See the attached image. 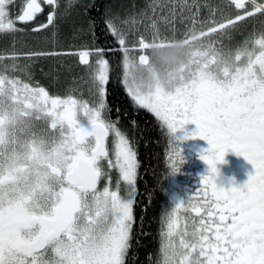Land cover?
Returning a JSON list of instances; mask_svg holds the SVG:
<instances>
[{
    "label": "snow or ice",
    "instance_id": "1",
    "mask_svg": "<svg viewBox=\"0 0 264 264\" xmlns=\"http://www.w3.org/2000/svg\"><path fill=\"white\" fill-rule=\"evenodd\" d=\"M14 6L15 0H0V35L23 33L19 25L34 23L45 6L46 19L34 32L58 28L66 15L61 0H23L13 14ZM148 8L151 16L147 10L136 15L150 36L130 41L132 29L115 18L104 21L122 53L121 83L134 107L148 110L166 131L171 175L184 160L176 140L200 137L208 144L199 153L207 170L198 186L170 197L155 264H264V30L235 47L213 39L219 34L230 41L240 22L264 17V0H227L206 18L188 0L169 4L159 21L155 5ZM136 15L120 23L135 28ZM177 40L193 47L175 84L156 77L157 83L142 87L130 79L135 65L150 64L154 46L171 47ZM68 54L85 67L97 57L93 99L79 89L50 94L33 81L31 65L21 63L61 53L14 46L0 51V264H126L138 153L110 117V62L103 49L86 45ZM188 123L194 131L174 136ZM229 149L254 169L242 186L216 183L217 164ZM113 169L119 173L115 187L100 188Z\"/></svg>",
    "mask_w": 264,
    "mask_h": 264
},
{
    "label": "trees",
    "instance_id": "2",
    "mask_svg": "<svg viewBox=\"0 0 264 264\" xmlns=\"http://www.w3.org/2000/svg\"><path fill=\"white\" fill-rule=\"evenodd\" d=\"M176 2L178 0H61V4L65 6L61 7L60 11L66 15L60 20L55 32L58 43H70L68 50H76L86 45L100 48L103 49L104 58L110 62V81L106 85V103L111 106L109 114L111 119L117 122L118 127L131 138L138 153L137 192L134 201L135 222L127 264H155L158 242L161 239L162 218L170 207L168 197V180L171 173V160L168 158L170 147L164 141L156 118L148 110L134 107L121 83L122 53L104 21L106 18H115L117 24L127 31L132 29L133 25L131 23L122 25L120 22L142 10H147L148 15L151 16L152 11L148 8L150 3L155 5V18L159 21L160 16L168 14V5ZM226 2L227 0H188L190 5L195 3L200 6L202 18H206L212 9L219 8ZM136 19L140 22L133 28L136 33L132 35L130 32L128 36L130 41H133V38L135 40L141 33L150 36V31L145 32V21L139 15H136ZM176 23L183 29V25H179V18ZM160 27L164 28L163 23ZM261 30H264V17L257 15L240 22L233 31L230 41L226 36L219 34L213 39L222 40L224 44L235 47L253 31L259 34ZM5 45L7 44L0 39V51L7 49ZM60 58L64 59L62 64ZM96 58L92 57V64ZM21 63L30 64L31 74H39L43 80L55 76L53 83L58 88L63 87L66 81L72 84V80H78L93 69V67L82 66L77 56L68 53L40 57L34 61L24 60ZM117 117H119L118 120Z\"/></svg>",
    "mask_w": 264,
    "mask_h": 264
},
{
    "label": "flooded vegetation",
    "instance_id": "3",
    "mask_svg": "<svg viewBox=\"0 0 264 264\" xmlns=\"http://www.w3.org/2000/svg\"><path fill=\"white\" fill-rule=\"evenodd\" d=\"M22 3L23 0H15V6L11 9L13 14L18 10V7ZM48 11L49 9L47 8V6H45L44 13L39 15L34 23L19 25V27L26 29L23 33L18 32L14 36L0 35V39H2V41L7 44L5 45L7 46V49H11L14 46L17 50L22 52L43 51L53 53L59 52L61 54L66 53V51H68L69 49L68 45L70 43H58L56 41V28H49L48 30H43L40 32H34L32 30L33 28L37 27L40 22L45 21ZM63 60V58H60L61 62H63ZM32 77L34 82H38L40 86L45 87L46 90L50 92V94L60 93V95H64L68 91H71L67 90L68 88L63 89L70 84V82L67 81L64 83L63 87L58 88L57 86H55V84L53 83L55 82V76L49 78L48 80H43L39 77V74L32 73ZM159 127L160 132H162V135L164 136V141H166L167 143V133L161 126ZM194 130L195 125L192 123H188L184 126V129H178L174 136H183L186 132H192ZM175 143H177L181 148L184 160L183 163L179 165L178 172L172 175L170 173V179L168 180L169 198L173 195L183 197L186 194V191L194 190L199 184L200 176L206 174L207 170L206 163L199 159V153H201L202 150L208 147L207 141L201 139L200 137H195L189 138L187 140H176ZM109 146L111 147V140L109 141ZM217 168L218 175L216 177V183L218 184V186H223L225 188L231 186H242L247 181L248 175L254 171L252 165L243 156H238L231 149H229L225 153L224 161L218 163ZM110 175V180H108L107 177L101 180L100 184L98 185L100 188H103L106 183L113 188L115 187L116 181L119 179V173L117 170L113 169L110 170Z\"/></svg>",
    "mask_w": 264,
    "mask_h": 264
},
{
    "label": "clouds",
    "instance_id": "4",
    "mask_svg": "<svg viewBox=\"0 0 264 264\" xmlns=\"http://www.w3.org/2000/svg\"><path fill=\"white\" fill-rule=\"evenodd\" d=\"M192 47L193 44H186L180 40L167 48L154 46L149 53L150 64L135 65L130 79L142 87L157 83L156 77L161 84H175L182 75L181 66L189 59Z\"/></svg>",
    "mask_w": 264,
    "mask_h": 264
},
{
    "label": "rangeland",
    "instance_id": "5",
    "mask_svg": "<svg viewBox=\"0 0 264 264\" xmlns=\"http://www.w3.org/2000/svg\"><path fill=\"white\" fill-rule=\"evenodd\" d=\"M71 2V1H70ZM69 2V3H70ZM128 31V29H127ZM136 33L135 29L132 28V35ZM133 38V37H132ZM138 39V37L136 38ZM135 39V40H136ZM134 40V38H133ZM228 45V44H226ZM134 45H129V47H133ZM136 58L138 59V56H139V51L133 53ZM97 59V58H96ZM96 61V60H95ZM95 61L93 62V67L95 68ZM63 62H61L62 64ZM93 68V69H94ZM93 69L92 70H89L85 76H82L81 78H79L78 80H72V84H69L68 86L64 87L63 89H67V90H74V89H79L80 92H78V94H82L83 97L85 99H93V93L89 91V88L91 87V75L93 73ZM69 92V91H68ZM60 94V93H59Z\"/></svg>",
    "mask_w": 264,
    "mask_h": 264
}]
</instances>
